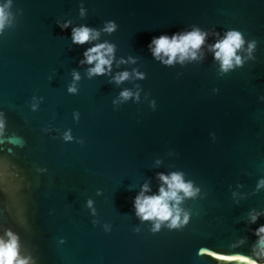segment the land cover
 Masks as SVG:
<instances>
[{"label": "water", "instance_id": "water-1", "mask_svg": "<svg viewBox=\"0 0 264 264\" xmlns=\"http://www.w3.org/2000/svg\"><path fill=\"white\" fill-rule=\"evenodd\" d=\"M8 10L0 236L13 232L29 264H264L254 232L264 224V0H10ZM110 20L116 29L103 31ZM79 25L98 39L73 43ZM194 26L208 33L196 59L166 65L147 47ZM229 29L245 43L242 64L223 72L208 45ZM102 41L115 46L111 71L90 76L83 51ZM125 89L138 96L121 98ZM174 171L198 191L179 205L186 223L154 231L133 198Z\"/></svg>", "mask_w": 264, "mask_h": 264}, {"label": "clouds", "instance_id": "clouds-1", "mask_svg": "<svg viewBox=\"0 0 264 264\" xmlns=\"http://www.w3.org/2000/svg\"><path fill=\"white\" fill-rule=\"evenodd\" d=\"M10 0L0 3V30L11 23V13L9 12ZM83 14V9H81ZM69 21H65L60 25L61 28L69 26ZM116 29L114 21H107L103 27V31L112 32ZM100 35V30L91 28L87 25L73 26L71 28V40L75 44H84L88 41H96ZM208 33L199 27H192L189 30L173 32L171 35L161 33L154 35L148 42V49L152 55L166 65L172 64L174 61L183 62L186 59H196L198 50L205 43ZM219 35V34H217ZM245 41L242 34L235 29L226 30L223 36H219L212 44L208 45L209 50L213 54V58L219 61L220 69L223 72L228 71L234 66L242 64V58L238 54V50L242 48ZM114 45L108 41H102L91 44L90 47L83 51V59L80 63L91 65L88 68V74L101 75L111 71L112 61L114 58ZM255 47V42L248 43V52L251 54ZM131 59V58H130ZM121 63L124 61L121 60ZM142 77V73H135ZM129 73L127 70L116 73L112 78L117 83L127 79ZM74 79H79V74L73 72ZM69 92H75L74 85H70ZM120 97L127 99L134 94L125 89L120 92ZM2 125V121H0ZM66 140H70L71 135L66 132L64 134ZM161 184L156 193L147 194L149 187L147 184L141 186V190L133 198V207L136 215L141 220L153 221V230H158L162 223L167 222V227L174 228L188 221V213L179 206L185 197H192L198 189L193 187L191 181H186L181 172H170L168 174L158 173ZM264 184V181H261ZM89 205L91 201L88 202ZM256 215L251 216V220L255 221ZM258 237V246L261 253H264V224L254 230ZM7 239L0 236V264H29V258L19 253L18 237L10 230L5 231ZM226 259H242L240 256H227L224 253L216 254ZM243 260V259H242ZM249 264H257V261L251 260Z\"/></svg>", "mask_w": 264, "mask_h": 264}, {"label": "snow or ice", "instance_id": "snow-or-ice-1", "mask_svg": "<svg viewBox=\"0 0 264 264\" xmlns=\"http://www.w3.org/2000/svg\"><path fill=\"white\" fill-rule=\"evenodd\" d=\"M233 259H235V258H233ZM242 259H243V260H246L247 258H246V257H243Z\"/></svg>", "mask_w": 264, "mask_h": 264}]
</instances>
